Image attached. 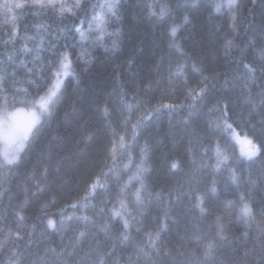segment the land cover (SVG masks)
Segmentation results:
<instances>
[{"label": "snow or ice", "instance_id": "6c2138e0", "mask_svg": "<svg viewBox=\"0 0 264 264\" xmlns=\"http://www.w3.org/2000/svg\"><path fill=\"white\" fill-rule=\"evenodd\" d=\"M0 264H264V0H0Z\"/></svg>", "mask_w": 264, "mask_h": 264}, {"label": "trees", "instance_id": "16d2710c", "mask_svg": "<svg viewBox=\"0 0 264 264\" xmlns=\"http://www.w3.org/2000/svg\"><path fill=\"white\" fill-rule=\"evenodd\" d=\"M135 3H140V0H134ZM207 19L204 13H199L197 15V29L196 31L201 35H204V28L207 25ZM260 32V17L259 13H257L256 22L253 23L249 30L248 35L253 33L258 34ZM205 40L207 41L206 46L208 49L209 55L216 53H220V44L222 42L219 34L217 35L215 41L208 40L205 36ZM142 41L140 45L143 48V51L138 54V60L140 64L147 65L150 64L152 59L159 53L163 47V36L161 33L151 29L147 24L141 23L131 26L129 29V36L125 41L122 52L117 57V60L123 63L124 58L129 54V52ZM97 55L103 59L101 52H97ZM235 67V62L229 66ZM111 84V66L104 65L103 67L100 64H97L89 73H85L83 75V86L82 92L85 96L89 95V93L94 88L99 87H108ZM94 111V107L90 106L88 103H85V110L80 115L69 114V116L65 119V125L63 127L58 126V131L61 133H65L69 136L75 135V133L81 128L84 123L89 119ZM167 129V124H155L152 126L151 131L154 134L163 135V133ZM162 151H169L168 147L162 148ZM179 177H170L167 173V169L159 162L155 167L153 173V183L156 186H167L168 184L174 182ZM185 218L181 217L180 224L177 226L176 231L182 232ZM58 243V241H57Z\"/></svg>", "mask_w": 264, "mask_h": 264}]
</instances>
